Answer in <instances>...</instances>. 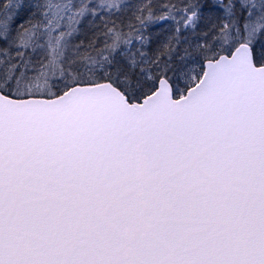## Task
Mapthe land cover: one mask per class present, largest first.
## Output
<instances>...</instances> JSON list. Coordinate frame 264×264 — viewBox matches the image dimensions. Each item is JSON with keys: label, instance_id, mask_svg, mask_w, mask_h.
<instances>
[{"label": "snow or ice", "instance_id": "snow-or-ice-1", "mask_svg": "<svg viewBox=\"0 0 264 264\" xmlns=\"http://www.w3.org/2000/svg\"><path fill=\"white\" fill-rule=\"evenodd\" d=\"M0 264H264V0H0Z\"/></svg>", "mask_w": 264, "mask_h": 264}]
</instances>
